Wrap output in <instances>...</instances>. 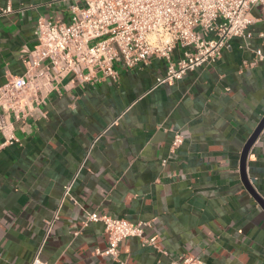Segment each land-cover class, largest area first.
<instances>
[{"label":"crops","instance_id":"1","mask_svg":"<svg viewBox=\"0 0 264 264\" xmlns=\"http://www.w3.org/2000/svg\"><path fill=\"white\" fill-rule=\"evenodd\" d=\"M84 5L14 0V13L0 15V86L22 75L40 19L67 22ZM251 14V38L232 39L180 81L156 85L166 63L152 57L116 84L68 74L19 120L10 115L18 142L2 146L0 134V264H30L39 247L43 264H120L96 255L107 237L102 222H86L91 213L147 223L142 238L120 243L123 264H264V210L250 192L264 201V128L247 183L240 167L264 116V60L254 54L264 55V7Z\"/></svg>","mask_w":264,"mask_h":264},{"label":"built area","instance_id":"2","mask_svg":"<svg viewBox=\"0 0 264 264\" xmlns=\"http://www.w3.org/2000/svg\"><path fill=\"white\" fill-rule=\"evenodd\" d=\"M14 0H5L0 15L14 13ZM72 6L67 22L40 19L33 47L21 50L24 71L0 86L2 146L17 143L13 125L35 104L44 102L52 83L68 74L80 84L118 83L120 71L140 69L150 58L164 60V76L156 85L180 81L187 73L215 64L234 38H251V10L264 0H84ZM257 61L264 55L255 50ZM253 62L251 65H254ZM175 135L170 149L182 144ZM69 194V187L64 196ZM86 222H102L107 247L96 255L119 260V245L130 237L142 238L147 223L125 218L87 215ZM54 220L48 223L46 236ZM43 239V242L45 241ZM148 242H152L148 241ZM42 246V245H41ZM41 247L30 264L39 260ZM172 264H203L197 257H183Z\"/></svg>","mask_w":264,"mask_h":264},{"label":"water","instance_id":"3","mask_svg":"<svg viewBox=\"0 0 264 264\" xmlns=\"http://www.w3.org/2000/svg\"><path fill=\"white\" fill-rule=\"evenodd\" d=\"M263 128H264V116L261 119L260 123L257 125V127H256L255 131L253 132V134L251 135V137L245 143V146H244V148L242 150V153H241L240 167H241V172H242V179H243V182L245 181V183H247V182H246V180L244 178V168H245V162H246V159H247V155H248V152H249L251 146L253 145V143L255 142L256 138L258 137L260 132L263 130ZM250 192L252 193L253 197L257 200L259 205L264 210V201H263V199H261L254 192H252V191H250Z\"/></svg>","mask_w":264,"mask_h":264}]
</instances>
